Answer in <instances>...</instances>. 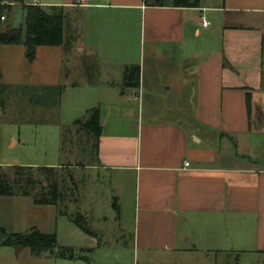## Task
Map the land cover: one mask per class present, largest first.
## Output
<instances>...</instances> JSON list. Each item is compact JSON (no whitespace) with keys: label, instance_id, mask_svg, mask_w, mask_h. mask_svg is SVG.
<instances>
[{"label":"crops","instance_id":"crops-1","mask_svg":"<svg viewBox=\"0 0 264 264\" xmlns=\"http://www.w3.org/2000/svg\"><path fill=\"white\" fill-rule=\"evenodd\" d=\"M37 6L69 14L62 45L74 49L75 78L33 88L59 90L61 109L64 94H77L63 128L98 109L90 168L106 177L118 238L86 233L58 211L57 244L73 258L16 255L3 237L18 233L0 228V264H99L91 255L112 245L129 247L136 264H231L215 262L221 252L264 264V0ZM42 48L55 47H37L30 64ZM130 66L140 69L137 88L123 85Z\"/></svg>","mask_w":264,"mask_h":264},{"label":"rangeland","instance_id":"rangeland-1","mask_svg":"<svg viewBox=\"0 0 264 264\" xmlns=\"http://www.w3.org/2000/svg\"><path fill=\"white\" fill-rule=\"evenodd\" d=\"M27 1L3 12V29L21 28L24 33L23 6L30 3ZM64 14L69 16L66 12ZM71 48L67 44L42 48L36 61L30 64L22 45H0V167L57 168L58 184L64 188L60 206H36L30 196L0 195V228L18 234L27 233L32 227L42 233H54L57 232L58 211L61 209L70 214H82L87 219L86 226L92 230L102 227L105 234L103 240H116V213L106 177L90 168L96 162L95 140L86 136L79 125L62 127L63 120L69 119L65 108L71 104L67 102H77V94H64L61 109L62 94L59 99L55 91H46L45 94L42 93L45 91L33 88L37 83L62 84L75 78L74 69L69 70L74 65V49ZM62 111L65 112L64 118ZM257 137L252 136L251 139L254 141ZM254 151L252 149L251 153ZM44 186L47 187V183ZM106 248L104 253H93L91 259L99 264L137 263L129 247L112 245ZM26 256L27 249L19 259L23 260ZM212 256L218 263L228 260L231 264H238L241 253L221 252ZM245 258L247 264H255L251 255Z\"/></svg>","mask_w":264,"mask_h":264},{"label":"trees","instance_id":"trees-1","mask_svg":"<svg viewBox=\"0 0 264 264\" xmlns=\"http://www.w3.org/2000/svg\"><path fill=\"white\" fill-rule=\"evenodd\" d=\"M23 2L24 0H1L0 45H22L25 48L26 59L28 62H32L37 47H56L63 44L65 15L61 8L44 9L37 5L28 4L23 6L25 10L24 33L21 28L2 30L3 12L10 9L12 4L22 5ZM139 78V67L130 66L124 72L123 85L127 88H137ZM46 91L42 93L46 94L48 92ZM57 93L60 95L59 90ZM75 125H79L85 133L90 135V138H97L100 131L98 109L89 111L86 118L77 121ZM57 173V168L51 167L12 166L5 169L0 167V195L30 196L36 205L60 206L63 201L64 188H60L58 184ZM44 183H47L48 186H44ZM59 213L66 215L87 233L88 229L83 216L78 213L70 214L61 209ZM0 232L3 233V236L5 235L4 230L0 229ZM3 244L20 245L28 248L36 257L49 256L70 259L74 257L72 249L58 246L55 233L46 234L35 228L27 233L4 236Z\"/></svg>","mask_w":264,"mask_h":264},{"label":"built area","instance_id":"built-area-1","mask_svg":"<svg viewBox=\"0 0 264 264\" xmlns=\"http://www.w3.org/2000/svg\"><path fill=\"white\" fill-rule=\"evenodd\" d=\"M29 4H31V5H37V4H38V0H30V3H29ZM1 19L3 20L4 17H2ZM202 25H203L204 27H206V26H207V22H206V21H203V22H202ZM185 165L187 166L188 163H185Z\"/></svg>","mask_w":264,"mask_h":264},{"label":"water","instance_id":"water-1","mask_svg":"<svg viewBox=\"0 0 264 264\" xmlns=\"http://www.w3.org/2000/svg\"><path fill=\"white\" fill-rule=\"evenodd\" d=\"M21 249H22V246H20V245L15 246V247H14L15 254L17 255Z\"/></svg>","mask_w":264,"mask_h":264}]
</instances>
